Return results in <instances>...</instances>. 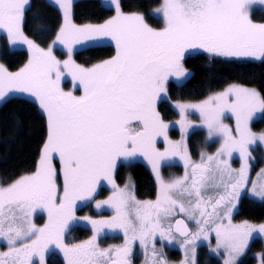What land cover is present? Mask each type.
Here are the masks:
<instances>
[{
    "label": "snow or ice",
    "instance_id": "6c2138e0",
    "mask_svg": "<svg viewBox=\"0 0 264 264\" xmlns=\"http://www.w3.org/2000/svg\"><path fill=\"white\" fill-rule=\"evenodd\" d=\"M54 2L63 13V24L53 44L67 47L69 59L64 61L53 55L51 47L42 49L24 35L22 22L30 0H0V31L10 43L26 44L32 53L17 72L0 64V99L14 91L31 94L46 113L48 126L35 171L0 186V239L8 245V251L0 252V264H46L45 254L51 245L63 252L67 264H132L134 241L147 248L151 239L153 256L157 234L172 243V228L165 230L162 221L177 212L187 214L199 228L191 233L183 220L176 221L175 231L184 238L181 247L201 236L208 239L206 226L215 224V251L226 253L223 264H237L253 235L264 236V223L233 224L231 219L245 193L264 202V183L259 190L256 182L250 192L247 188L249 148L257 141L264 143V134L255 135L249 125L257 112L264 113V97L255 89L231 85L202 103L173 105L181 117L174 123L180 125L182 135L194 127L187 119L192 110L199 113L209 140L222 139L216 154L202 158L201 163L191 161L183 140H168L171 125L164 122L156 104L166 94L169 78L191 75L182 64L186 52L264 58V23L251 19L252 7L264 6V0H163L155 9L162 15L161 29L150 27L142 14L124 13L120 0H110L116 13L111 19L83 26L72 22L73 0ZM103 40L115 43L112 58L90 68L71 59L73 45ZM66 74L72 77L73 88L83 90L82 95L61 88ZM226 113L235 117L236 135L223 123ZM161 136L168 145L164 151L156 148ZM235 152L245 161L239 171L225 159ZM137 156L145 158L156 174L160 191L155 202L136 200L127 184L120 188L113 179L118 160ZM56 157L59 171L53 164ZM175 157L184 161L185 173L166 182L160 175L161 162ZM260 179L264 180V171ZM102 180L112 185L113 192L107 200L96 201L95 207H107L113 215L105 219L77 217L78 202L94 200ZM213 181L223 193L205 198ZM184 196L189 197L187 207L177 198ZM38 209L48 213L43 227L30 219ZM77 220L90 224L94 234L82 244L69 246L64 243L65 232L70 222ZM117 230L123 231L124 244L100 249L97 237ZM157 264L167 262L161 258Z\"/></svg>",
    "mask_w": 264,
    "mask_h": 264
},
{
    "label": "trees",
    "instance_id": "16d2710c",
    "mask_svg": "<svg viewBox=\"0 0 264 264\" xmlns=\"http://www.w3.org/2000/svg\"><path fill=\"white\" fill-rule=\"evenodd\" d=\"M162 0H120L123 12H138L145 15L147 21L160 27L162 21L152 12ZM112 10L105 7L100 0H76L73 3L72 15L76 24L99 23L111 16ZM62 17L59 10L47 0H30L22 22L23 33L39 47L48 46L56 38L61 27ZM115 51L110 44L89 46L74 53V59L83 65H91L105 58L112 57ZM31 52L28 47L11 49L6 36H0V64L9 72H16L29 61ZM183 66L191 71L184 82L179 85L170 83L168 96L171 100H198L207 94L220 90L230 83L256 87L264 97V59L250 61L246 59L222 58L208 53L198 52L186 55ZM159 109L175 114L167 101L159 104ZM253 129L264 130V114L252 123ZM190 136V145L194 147L196 136ZM47 119L38 105L27 98L14 96L0 105V185L8 184L20 176L33 172L38 157L47 139ZM201 146V143L199 144ZM193 154L196 149L191 148ZM257 160V159H256ZM257 160L253 171L263 165ZM130 178L138 199H152L156 194V185L148 168L140 163L121 164L116 168L115 181L123 184ZM81 212V210H79ZM237 222L264 221V202L243 197L234 215ZM90 234L89 230L76 226L65 237L68 245ZM264 254V245L260 239H253L244 258L238 264H255V254ZM178 258L177 252H172ZM51 264H63L59 257L51 258ZM51 259H49L51 261ZM196 264H222L220 259L211 255L206 247L197 252Z\"/></svg>",
    "mask_w": 264,
    "mask_h": 264
},
{
    "label": "rangeland",
    "instance_id": "374dc122",
    "mask_svg": "<svg viewBox=\"0 0 264 264\" xmlns=\"http://www.w3.org/2000/svg\"><path fill=\"white\" fill-rule=\"evenodd\" d=\"M47 1L51 5H53L54 7H56L59 10V12L61 14V17H62V23H61V26H62V24H63V13H62V11L59 9L58 5L55 4L54 0H47ZM75 1L76 0H73V3ZM100 1L105 7H108L109 9H111L113 11L111 16L108 17L107 19L103 20L102 22H99V23H87V24H93V25L103 24L105 21H107V20L111 19L113 16H115L116 13L114 11V8H113L112 4L110 3V0H100ZM162 2H163V0H162ZM162 2H161V4H162ZM161 4L158 7H156L155 9L159 8L161 6ZM155 9L153 10L152 13L156 17L161 19L162 25L160 27L153 26L152 24H150L147 21V19H146L144 14H142V13H139V14H142L144 16L145 22L150 27H152L154 29H161V28L164 27V22H163V19H162V15L161 14H156ZM124 13H126V12H124ZM129 13H138V12H129ZM251 19H252V21L254 23H264V6H261L259 4L254 5L252 7V9H251ZM72 22L74 23L73 15H72ZM74 24H76V23H74ZM76 25L83 26V25H86V24H76ZM3 35L6 36V33L4 31H0V36H3ZM55 40H56V38L53 41H55ZM103 44H110L114 48V51L116 53L115 43L110 41V40L88 41V42H85V43H82V44L73 45V52H72V55H71V59L76 64H78V65H80L82 67L90 68L93 65H95V64H97V63H99V62H101L103 60H107V59L112 58L115 55V53H114V55L112 57L105 58V59H103V60H101V61H99L97 63L91 64V65H88V66L80 64L74 59V53L76 51L84 49V48H87L89 46L103 45ZM25 46H27V45L26 44H20V43L12 44V43L9 42V47L11 49L25 48ZM49 47L52 48V53L58 60L64 61V60L69 59L68 49L64 45H61L59 43L53 44V42H51L48 46L40 47V48L47 50ZM198 52L207 53V52H205L203 50H195V51L186 52L185 56L186 55H190V54H194V53H198ZM208 54H210V53H208ZM210 55L217 56V55H214V54H210ZM31 56H32V53H31ZM31 56H30V58H31ZM217 57H221V56H217ZM222 58H227V57H222ZM236 59H246V60H250V61H261L264 58H261V59L236 58ZM186 70L189 73H191L190 70H188V69H186ZM186 78H182V79H177V78H174V77L169 78V81L166 84L167 92H166V94H162V98L157 101L156 109L160 113V115H161L162 119L164 120V122L165 123H169L171 125L169 127L168 133H167L168 140L173 142V143L180 142L181 140H183L184 143L187 146L188 155L191 158V161L193 163H201L202 162V158H203V160H206L207 156L216 154L217 150L221 146L222 139L216 138V139H213V140H209L208 139V130H207V128L205 126H203V123H202V120H201V117H200L199 113L195 112V111H192V110H190V114L188 115L187 119H188L189 122H191L194 125V127L189 128L186 135H182L181 129H180V125L174 123L176 121H179L181 119V117H180V115L178 113V110L175 109L173 107V105L175 103H177V102H179V103H189V104L202 103L203 101L208 99L209 96H212L214 94L223 92L227 88H229V86H231V85H237V86H242V87H246V88H249V89H255L260 95H261V93L254 86H247V85H242V84H238V83H230V84L226 85L224 88H222L220 90H217V91H213V92L207 94L206 96H204L203 98L198 99V100H192V101L171 100L169 98V96H168V86H169V84L170 83H174L176 85H179L182 82H184V80ZM60 86H61V88L64 91H71V92H73L74 95L79 96V95L83 94V90L81 88H73V81H72V77L70 75L66 74L64 77H62L61 82H60ZM14 96H19V97H24V98L30 99V100L34 101L38 105V107L40 108L39 102L31 94L23 93V92H15V91L14 92H8L3 99H0V105L5 100H7L8 98L14 97ZM163 100L168 102L170 109L175 114L174 116H170L168 111H163L162 112L159 109V104ZM40 110L44 113V115L46 116V119H47L46 113L41 108H40ZM263 114L264 113L257 112L256 115L254 116L253 120L250 122V125H249L251 130H252V132L255 135H257V136H259L260 134H264V130L257 131L255 129H253L252 123L255 120L261 118L263 116ZM223 123L233 130V135H236V133H235V127H236L235 117H232L230 113H226V116L223 119ZM136 127L137 126L134 123L133 124V128H136ZM198 131H201L202 134H199L198 136L195 137V139L197 141L194 142L195 146L191 147L190 141H189L190 136H191L192 133L198 132ZM47 137H48V135H47ZM46 142H47V139H46L45 143ZM200 143H201V146H199ZM167 146L168 145L164 142V138L162 136L161 137H157L156 148L159 151H164V149ZM191 148L196 149V154L195 155L191 151ZM42 149H43V147H42ZM42 149H41V152H42ZM41 152L39 154L38 161L40 159ZM249 152L251 154V158H249L247 160V165H248V169H249V172H248L249 182L247 184V188H248V190L250 192L252 187H253V182H256L257 190H259V185L261 183H264V180L260 179V174L262 173V171H264V164L261 167L255 169L253 171V167L256 164L257 160H262L263 163H264V143H261V142L257 141L256 144L252 145L249 148ZM225 159L229 160V164H230L231 168L233 170H235V171H239V169L241 168L242 164L245 163V161L240 158L238 152L233 153V156L231 158L225 157ZM133 162H140V163L144 164L148 168L149 172L151 173V175L153 177L155 185H156L155 197L152 198V199H138L136 197V195H135L134 185H133V182L131 181L130 178H127L123 184H117L116 181H115V183L120 188H124L125 185L127 184L129 192H131L135 196L136 200H138V201H141V202H144V201L155 202L156 199H157V196L159 194V191H160V185H159V183L157 181L156 174L152 170L151 164H149L148 161L145 158H143L141 156H137L136 158H133L131 160L120 159L117 162V166L120 165V164H129V163H133ZM53 164L56 166L57 170L59 171L60 163H59V158L58 157L54 158ZM189 171H190V169H189ZM114 172H113V179L115 180ZM30 173H32V172H30ZM30 173H27V174H30ZM184 173H185L184 161L181 160L179 157L170 158V159H167V160L161 162L160 175L166 182L167 181H171V180L176 179V178H179V177H182L184 175ZM14 181H12V182H14ZM12 182H10V183H12ZM10 183L5 184V185H0V186H5L6 187ZM57 183H58V186L61 189V194H62V183H63L62 176L58 177ZM112 192H113L112 185L109 184L107 181L102 180L100 186H98V188H97V193L95 194V199L90 201V202H78L79 206L76 209L75 215L77 217L90 216L93 219H105V218H108V217L112 216L113 215V211L111 209H109L107 207H104V208H101V209H97L95 207V202L96 201H98V200L99 201L107 200L108 197L112 195ZM222 193H223V188L215 187V182L213 181V182L209 183V185L207 187V190L204 192V195H205V198H207L208 196L218 197ZM243 197H247L249 199L257 200L256 198L252 197L248 193H245L242 196V198ZM177 198L180 199L181 202H183L185 204V206L187 207V201H188L189 197L184 196V197H177ZM240 200L237 202V209L233 212L232 217H231L233 224H242V223L245 222V221L237 222V221L234 220V215H235V213L238 210V206H239ZM79 210H81V212ZM221 215H223V209L221 210ZM197 216H198V214H197ZM179 217L182 218L188 224V226L190 227L191 233L198 232L199 228H198V225L195 223V221L188 219L187 214L179 213V212H177L174 216H171L168 219L163 220L162 221V227L165 230H167L169 228V226H172V223L174 222V220L179 218ZM30 219L37 227H43L46 223H48V213H47V211L38 209L35 213H33L31 215ZM217 223H219V221H217ZM224 223H227V220H225ZM248 223L253 224V225H259L261 223H264V221L261 222V223H256V224L255 223H251V222H248ZM76 226H80V227H83V228L89 230L90 234L87 237H85V238H82V239H80V240H78L76 242L70 243L69 246L82 244V243L90 240L92 238L93 234H94L93 231H92L91 225L88 224L86 221L77 220V221L70 222L69 228L66 230L65 236H64V243L65 244H67L65 237L70 232V230L73 227H76ZM214 228H215V224H210V225H208L206 227V231L208 232V239H204L203 236H201L199 239H195L192 244L186 245L184 247H181V244L183 243V241L176 239L174 234H173L174 239H173L172 243H169L168 239L161 240L160 237H159V234H157V237L155 239V244H154L155 252L158 254L159 257H161L163 260H165L167 262V264H184L185 260L190 261L191 264H195L197 251H198V249L201 246H204V247L207 248L208 252L211 255H214L217 258H219L221 263L223 264L224 260L227 259V255L223 251V249H221L219 252L215 251L216 248H217V242H216L215 232L213 231ZM129 235H131V233H129ZM256 238L260 239L263 242V245H264V236H261L259 233H255L253 235V238L249 241V245H250L251 241L253 239H256ZM189 239H193V237H189ZM151 241L152 240L149 239L148 243L151 242ZM124 242H125V237H124V233H123L122 230L105 231L102 235L97 237V241H96V243H97V245L99 246L100 249H108V248L119 247V246H122L124 244ZM135 244L137 246L135 251H134L136 253V255L139 258H141V259L143 257L144 258L146 257V259H148V261H146L145 264H150V258L153 256V253H152L153 252V242L151 243V245H150L151 247L149 249H148V246H147V248L142 247L140 245V243H139V240H136ZM248 248H249V246H248ZM248 248L245 250V253L238 258L237 264L244 258ZM6 251H8L7 241L4 240V239H0V252H6ZM172 251H177L179 253L180 257L178 259L173 258V256H175V255L172 253ZM254 256L256 258V263L255 264H261L262 252H259V253L255 254ZM55 257H59L61 259V261L63 262V264H67L63 252H61L59 249H57L54 245H51L49 247L48 252L45 254L46 264H51V262L54 261L51 258H55ZM49 259H51V261Z\"/></svg>",
    "mask_w": 264,
    "mask_h": 264
},
{
    "label": "flooded vegetation",
    "instance_id": "af4514ba",
    "mask_svg": "<svg viewBox=\"0 0 264 264\" xmlns=\"http://www.w3.org/2000/svg\"><path fill=\"white\" fill-rule=\"evenodd\" d=\"M207 227V226H206ZM171 228H172V226H171ZM173 234V233H172ZM175 237H176V239H178V240H184V238H180V237H178V236H176V235H174ZM151 243H152V241L151 242H149L148 243V249L151 247L150 245H151ZM136 244H135V241L133 242V244H132V249H133V251H132V256H131V260H132V264H145L146 263V261H148V259H146V257L144 258H139L137 255H136V253L134 252L135 251V249H136ZM201 247H204V246H201ZM153 253V252H152ZM180 257V255L178 254V258ZM159 259H161V257H159L158 256V254L156 253V256H152L151 258H150V264H157V261L159 260ZM177 259V258H176ZM195 262H196V260H195ZM184 264H191V262L190 261H188V260H185L184 261Z\"/></svg>",
    "mask_w": 264,
    "mask_h": 264
},
{
    "label": "water",
    "instance_id": "95a60500",
    "mask_svg": "<svg viewBox=\"0 0 264 264\" xmlns=\"http://www.w3.org/2000/svg\"><path fill=\"white\" fill-rule=\"evenodd\" d=\"M177 220H183V219H181V218H179V219H177ZM176 220V221H177ZM176 221L174 222V225H173V231H174V233H176V231H175V225H176ZM184 221V220H183ZM184 223H185V221H184ZM186 224V223H185ZM187 225V224H186ZM188 227V226H187ZM188 230H189V228H188ZM189 232H190V230H189ZM177 235H179L178 233H176ZM180 236V235H179Z\"/></svg>",
    "mask_w": 264,
    "mask_h": 264
}]
</instances>
